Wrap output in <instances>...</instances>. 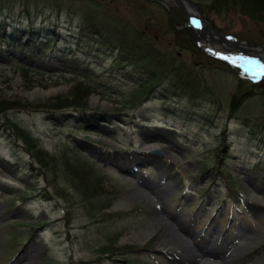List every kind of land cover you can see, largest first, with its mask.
Instances as JSON below:
<instances>
[{"label":"rangeland","instance_id":"rangeland-1","mask_svg":"<svg viewBox=\"0 0 264 264\" xmlns=\"http://www.w3.org/2000/svg\"><path fill=\"white\" fill-rule=\"evenodd\" d=\"M5 1L0 15H36L43 33L91 23L93 54L110 49L105 34L119 37L185 88L155 97L163 83L138 95L135 80L146 81L149 64L114 66L124 59L115 50L49 76L38 71L60 69L73 53L39 61L16 48L12 58L0 54L2 115L36 140L24 145L0 119V264H264V83L240 87L233 72L194 51L191 37L172 31L173 15L182 21L172 0ZM190 1L217 32L264 46V15L248 18L236 1ZM12 59L34 69L22 72ZM71 91L83 108H48ZM178 108L192 110L178 118ZM225 142L227 153L217 152Z\"/></svg>","mask_w":264,"mask_h":264},{"label":"trees","instance_id":"trees-1","mask_svg":"<svg viewBox=\"0 0 264 264\" xmlns=\"http://www.w3.org/2000/svg\"><path fill=\"white\" fill-rule=\"evenodd\" d=\"M220 1L221 0H219L218 3ZM222 1H223L224 4L226 3L227 5H230V4L231 5L232 4L235 5V1L238 4H241L240 7L243 10L242 12L248 18L253 19L254 17H260L259 15H264V5L260 4L259 1L256 2V1L253 0L255 3L252 2V1H249V0H222ZM245 2H249L250 6H248ZM216 5H217V2L215 4H213L211 7H215ZM33 18L34 17L29 14L28 17H26L25 19L28 20L29 23H31L30 25H32V23L34 21ZM90 26H91V28L85 27L83 29L81 27H77L78 28L77 32H72L69 35H63V36H60L59 34L58 35L54 34V31H53V33L49 32L48 34L43 35V36H45L43 38L46 39L45 42H47V43L48 42H53L54 37L56 38L57 42L63 41V42H66V43H70L84 57L92 58L93 54H91V52L93 51V49L91 48L90 44L92 42H96V44H98V42L96 40L94 41V37L93 36L90 37L92 35V33L90 32V30H92V24L91 23H90ZM1 28H2V32L0 34V51L5 56V54L8 53L9 49H11L12 47L16 46L17 44H20V43H17L16 40H14L15 36H18V33L20 32V30L14 29L12 34L7 35V33H6L7 31L5 30L6 26L3 23H1ZM40 30H43V29H40ZM15 32H16V34H15ZM27 32L29 33L28 35L31 38V40L33 39V43H34L35 42L34 39L37 36H39L37 34V29H32V30L28 29ZM97 34H99L101 37H103V35L105 33L101 29H98ZM106 36H107V42L109 43L111 48L113 50H116L120 57L122 56V58H124V59H121V61L115 60L114 63L116 65H114V66L119 67L121 65V63H124V61H125V64L128 65V67H135L136 65H145L144 63L149 64L151 67L153 66V64L150 61L147 60L150 57L149 55L139 54V56L136 57L137 52L133 53V49L134 48H132V47L130 48L126 44V42L124 40H122L120 38H116V37L113 38V40H111L112 37L108 36L107 34H106ZM33 43L30 42V44L26 43L23 46H20V45H18V46L24 52H27V49L30 48L29 51L32 52L33 57L36 60H38V59L42 60L46 56L43 55V53H38L37 50L39 48H41L42 51L43 50L46 51L48 49V48H46L47 46L45 47V44L43 43L41 45V47L38 48V45H35ZM52 50H53V52H52L53 55L54 54L57 55V54L62 52L61 51L62 48H60V47L57 48V46H53V48H51V51ZM194 50H196V49L194 48ZM96 57H97V55H96ZM149 65H145V66H149ZM60 66L62 68L60 70L67 71V70H71L70 66H72L73 68H78V63H77V60L76 61L75 60L68 61L66 59L65 61H63L61 63ZM53 68H55V67H53ZM76 70H78V69H76ZM152 70H153V67H152ZM42 73H45V72L42 71ZM157 79H159V78L148 79L146 82L145 81L142 82L140 80V83H138L140 85V88H139L140 92L144 88L148 87V83H151V82H154V81L158 82L160 80V79L159 80H157ZM170 80H171L170 83H172V81H176V80H172V79H170ZM77 86L78 87L74 88L75 91L83 89L87 93L88 88L85 85L78 84ZM239 86L240 87L245 86L246 88L247 87L252 88V85H250L249 83L242 82V81L239 82ZM73 92L74 91H71L69 96H64V97H60V98L55 99L56 102H54V103L52 102L53 106L50 107V105H48V108L49 109H53L54 108V110L68 109V108H83L85 104L83 103V101H81V98H78V97L74 96ZM237 96H238L237 93H235L233 95V97L231 99V104L232 105H234L235 103L238 102ZM81 97L85 98L83 95H81ZM5 110H9L8 106H6L4 102H0V117L2 116V119H4L5 121L9 122V119L6 116L2 115V113ZM85 122H88V121H85ZM19 127H22V126L18 125L17 123L9 122L8 130H9V132H11L13 134L14 137H16L17 139L22 140L26 146H30V145L34 146L36 144V140L33 139V136L30 133V131L27 128L22 127L24 129H21ZM32 148H34V147H32ZM221 172H224L223 168L221 169Z\"/></svg>","mask_w":264,"mask_h":264},{"label":"bare ground","instance_id":"bare-ground-1","mask_svg":"<svg viewBox=\"0 0 264 264\" xmlns=\"http://www.w3.org/2000/svg\"><path fill=\"white\" fill-rule=\"evenodd\" d=\"M183 2H184V6H185V8L186 9H188L189 11H191V9H190V6H189V4L187 3V2H185L184 0H183ZM200 42H201V44H203V45H206V46H211V47H213V44L212 43H210L209 42V36H208V34H206L204 31H203V33L201 34V36H200ZM221 51V50H220ZM34 95H39V96H50V95H52V92H48V93H46V94H42V93H37V92H35L34 93ZM202 250V249H201ZM200 250V251H201ZM202 255H204V256H208V257H213V255H212V252H209V251H204V252H202Z\"/></svg>","mask_w":264,"mask_h":264},{"label":"water","instance_id":"water-1","mask_svg":"<svg viewBox=\"0 0 264 264\" xmlns=\"http://www.w3.org/2000/svg\"><path fill=\"white\" fill-rule=\"evenodd\" d=\"M174 1L177 4V6L181 9V11L186 15L187 18L193 19L195 21V19L192 18V16L188 12H186L182 3L179 0H174Z\"/></svg>","mask_w":264,"mask_h":264}]
</instances>
